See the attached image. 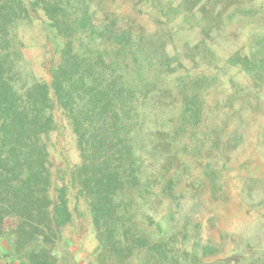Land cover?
<instances>
[{
    "label": "trees",
    "instance_id": "trees-1",
    "mask_svg": "<svg viewBox=\"0 0 264 264\" xmlns=\"http://www.w3.org/2000/svg\"><path fill=\"white\" fill-rule=\"evenodd\" d=\"M93 1L35 0L26 7L20 0H0V239L8 245L3 256L22 264H60L56 242L72 220L71 189L91 215L96 264L132 258L137 264H264V254L202 263L192 253L186 261L175 248V234L157 230L161 221L172 220L166 202L173 199L174 180L168 171L153 168V149L159 147L146 149L141 139L148 114L141 70L146 62L169 69L161 27L187 16V0H178L179 5L175 0ZM217 6L231 11L227 20L264 14L262 6L245 8L234 0L201 5L210 11ZM37 11L62 42L49 82L28 75L19 51V22ZM249 39L247 58L231 62L263 77L264 29ZM184 80L173 81L181 101L176 128L163 134L168 143L200 121L201 104L196 94L188 97L197 80ZM56 114L67 122L80 158L64 171L55 167L50 152V135L60 130ZM157 202L167 210L156 211Z\"/></svg>",
    "mask_w": 264,
    "mask_h": 264
},
{
    "label": "rangeland",
    "instance_id": "rangeland-1",
    "mask_svg": "<svg viewBox=\"0 0 264 264\" xmlns=\"http://www.w3.org/2000/svg\"><path fill=\"white\" fill-rule=\"evenodd\" d=\"M20 1L27 7L35 0ZM234 1L264 9V0ZM203 2L187 0V16L161 27L169 69L143 64L148 114L141 139L146 149L159 147L153 149L157 160L153 168L168 171L174 180L173 199L166 202L172 220L161 221L157 230L175 234V248L186 261L195 253L202 263L219 259L235 263L244 256L264 254V76L248 75L231 62L247 58L249 38L264 29V14L260 19L227 20L230 10L217 6L210 11L201 7ZM31 16L16 30L21 59L28 75L49 82V69L62 42L46 27L42 12ZM176 78L197 80L188 97L196 94L200 121L168 143L163 134L176 128L180 113ZM56 118L60 130L50 135V152L55 167L64 171L80 158L67 122L60 114ZM67 198L72 220L60 230L56 257L60 264H96L98 242L89 210L75 198V191L68 189ZM166 204L157 202L155 210H167ZM204 247H212L214 255H204ZM7 248L0 239V264H22L3 256ZM125 264L137 261L132 258Z\"/></svg>",
    "mask_w": 264,
    "mask_h": 264
}]
</instances>
